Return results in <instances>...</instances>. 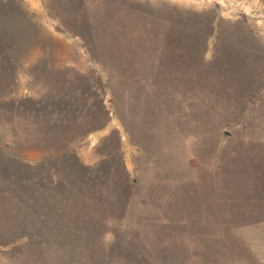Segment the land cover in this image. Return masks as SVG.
<instances>
[{
	"label": "rangeland",
	"instance_id": "rangeland-1",
	"mask_svg": "<svg viewBox=\"0 0 264 264\" xmlns=\"http://www.w3.org/2000/svg\"><path fill=\"white\" fill-rule=\"evenodd\" d=\"M0 264H264V0H0Z\"/></svg>",
	"mask_w": 264,
	"mask_h": 264
}]
</instances>
